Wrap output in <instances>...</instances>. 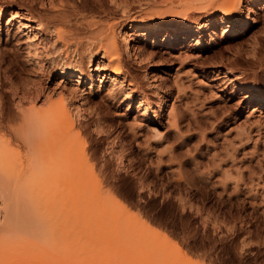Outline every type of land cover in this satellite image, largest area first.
Here are the masks:
<instances>
[{
  "label": "rangeland",
  "instance_id": "rangeland-1",
  "mask_svg": "<svg viewBox=\"0 0 264 264\" xmlns=\"http://www.w3.org/2000/svg\"><path fill=\"white\" fill-rule=\"evenodd\" d=\"M52 2L57 6V0ZM95 2L90 3L94 5L93 15L101 14L103 23L114 27L119 41L124 38L122 31L131 21L175 26L186 22L187 26L194 27L206 19L204 12L199 10L201 6L189 0ZM245 4L246 0H243L241 10ZM48 6L47 0L41 4L39 0H0L3 12L0 19V55L3 54L0 79L7 69L11 73L12 88L33 90L42 87L58 93L61 86H71L86 93L88 82L76 86L74 75L70 74L69 78L58 76L56 71L63 61L57 55L63 53L64 48L57 45V41L52 46L55 36L48 32L38 33L33 28L19 32L17 18L9 14L17 12L16 17L21 18L28 15L31 8L44 14ZM99 6H103L102 10ZM253 8L257 13L256 22L238 39V36L228 34L225 39L221 38L220 27L216 24L217 29H214L219 46L209 45L207 32H203L202 48H194L193 42L189 41L177 43L173 48L156 45L142 62L124 56L123 70L129 68L132 77L141 85L130 99L118 95L116 102L106 100L104 89L113 75L110 67L99 71V76L106 73V78L101 79V85L106 88L97 90L98 77H95L94 93L84 96L105 104L100 103L103 111L106 109L105 123L107 121L108 135H111L97 136L92 121H88L90 137L82 135L90 149L87 148L86 154L94 157L92 167L103 197L122 209V212L116 210L119 216L138 221V233H128L123 228L99 229L89 224L82 211L74 215L62 210L64 204L71 202L67 189L57 187L48 179L36 182L31 190H42L43 198L48 199L52 207L49 217L56 220L53 226L57 228V264H264V109L259 108L257 99H253L250 92L253 89L259 92L257 95H264V0L256 2ZM92 12L89 13L92 15ZM179 12H187L185 22L177 17ZM29 25L33 27L35 23ZM78 37L79 42H85L82 36ZM39 40H44L43 46L38 44ZM20 47L24 53L18 52ZM76 47L80 49L81 45L71 44L69 51ZM28 49L33 60L43 62L47 72L39 70L35 61H28L25 55ZM72 58L76 59L75 55ZM99 58L93 60L90 70L94 71ZM156 80L165 87L167 94V107L161 112L153 106L157 94L151 84ZM115 82L119 83L118 80ZM7 87H4L7 90L3 89L4 103L15 116L16 97ZM121 88L129 91L125 82ZM56 95H51V99L54 100ZM142 96L152 107L139 106L137 101ZM39 99L36 107L45 96ZM72 101L76 104L78 100ZM23 105L25 108L30 106L27 102ZM79 120L83 121L81 118L74 120L76 125ZM121 143L126 147L128 166L110 152ZM26 193L22 184L3 182L0 185V246L15 241L13 232L8 230L13 213L20 216L22 210L30 218L38 212L31 205L25 207L26 212L21 209L25 205L18 206ZM11 201L16 207L12 214L9 213ZM33 219L35 223L30 222L36 224V228L31 225L28 229L35 232L36 238L31 237L30 232L26 237L36 245L34 252L38 256L48 255L50 241L42 224L37 228L40 222L36 215ZM113 221L118 220L114 218ZM124 243L129 254L125 258L121 251ZM114 247H117V253L114 259L108 260L107 255H113ZM9 250L13 251V247Z\"/></svg>",
  "mask_w": 264,
  "mask_h": 264
},
{
  "label": "bare ground",
  "instance_id": "bare-ground-1",
  "mask_svg": "<svg viewBox=\"0 0 264 264\" xmlns=\"http://www.w3.org/2000/svg\"><path fill=\"white\" fill-rule=\"evenodd\" d=\"M39 1L40 4L44 2V0ZM95 1L96 0L90 3L96 4ZM189 1L195 2L201 6L199 10L203 11L206 15L204 23L197 24L194 27L187 26L185 22L187 20V12L177 13V17L185 22H182L183 24L180 26L157 25L153 21L143 23L131 21L126 29L122 31V36L124 37L122 41L116 38L113 26L103 23L100 16L101 14L93 15L94 13L92 11L94 5H91L85 0H81L80 2L77 0H57V6H53L52 0H47L49 4L47 12L45 10L44 14H41L38 13L39 11L35 12V10L31 8L28 15L21 18L16 17L15 14L17 12L9 13L12 18H17L15 21L17 31L19 32L33 28V30L38 31V33L48 32L49 35L53 34L55 40L52 46H54L53 44L57 41V45L61 44L62 48H64L63 53L57 51V54L59 53L57 58L63 61L61 68L56 71L58 76L63 78L72 74L74 75L72 78H75L74 84H76V86H82L83 83L88 82V90L85 93L84 90H76V87L71 88L70 86V88H65V86H61V89L59 88L60 91L55 93L52 90L48 92L42 87L33 90L18 89L16 86L12 88L11 73H9V71L7 72V69L4 70V77H1L3 78L2 80L0 79V185L5 182V184L18 183L24 186L27 193L23 197L24 203L22 202L21 204V202H18L20 203L18 206L25 205L21 208L25 211V207L31 205L38 211L35 214L38 223L40 222V225L37 224V228H41V224L44 227L45 235L50 241V254L38 256V254L34 252L36 245L26 236L30 233L31 237L36 236L33 230H31V232L29 231L31 228H36V224H33L35 223L33 219L35 215L30 217L31 220L28 217L29 214L25 213L26 215H24L21 210L20 216L17 215L21 218L19 219L16 214L12 212L16 210V207L11 201L12 206L10 205L11 211L9 210V213L12 212L13 216L11 217L8 213L11 217L9 218L11 221H9L10 229L8 230L13 232L15 241L10 244H5V246H0V264H9L17 261H21L24 264H57V240L55 238L57 228L53 226L56 220H54L52 216L49 217L50 215L48 214L52 213V207H50L48 199L43 198V194H41L42 190L41 192L39 190L34 192L31 190L34 183L43 182L47 179L56 183L57 187L61 186L62 189H67L69 192L68 194H70L69 198L71 202L64 204L62 210L73 214L82 211L87 221L89 220V224H94L99 229L112 227L114 230H117V228H123L128 233H138V221H132L128 217L124 218L122 215L119 216L116 210L120 209L119 211H121L122 209L116 207L112 200L103 197L97 177L94 174L95 170L93 171L92 167L94 165L92 162L94 157L90 158L87 156L88 152L86 154L88 147L84 138L86 135H90V131L88 132V121H92L96 135H111H108L109 128L106 127L107 121L105 123L107 118L105 117L104 111L106 109L103 111L102 108L105 104L100 102L103 103L102 105L99 101L95 102L94 98L88 95L94 93L93 79H95V77H98V79H96L98 83L97 90L106 88L104 85H101V79L106 78L104 76L106 73H101L102 76H99V71L103 72L105 68L110 67V74L113 76L109 77L111 82L107 88L104 89L106 90V100L109 99L116 102L118 100V95H123V98H132L133 93L139 90V83L136 81L137 79L132 77L129 68L123 70L125 67L124 56L127 59L132 57L134 60H137V62H142L148 54L152 52L150 51L152 47L156 45L173 48L177 43L183 44V42L187 43L189 41L193 42L194 48H202L204 45L203 32H207L209 45L219 46L217 32L215 30L217 28L214 27L216 24L220 27L221 38H224L225 35L228 34L233 37L238 36L236 37L238 39L241 37L239 35L248 31L256 22L255 15L257 13L253 6H255L256 2L263 0H246L245 7L242 10L240 7L242 6L243 0ZM102 8L103 6H99V9L102 10ZM87 12H92V15L90 13L87 14ZM34 13L37 14L35 17ZM102 13H104V11H102ZM2 15L3 12L2 9H0V19ZM217 15L218 18L215 19ZM29 23H35V26L32 27ZM78 36H82L85 42H79V40H77ZM27 38L29 39L31 37L27 35ZM29 41H31V39ZM39 41L38 44H42L43 46L44 40H41L40 43ZM69 44H74V46L81 45V47L80 49L76 47L70 52ZM34 45L35 44L32 46L34 47ZM17 50L19 53L21 51L24 53L22 48ZM32 52H34V50ZM47 52H49V50ZM258 54H260V51ZM25 55L28 61H35L33 60V54L30 49L26 51ZM72 55H75L76 59H73ZM97 58H99V60L96 63L94 71L90 70L89 67H91V63ZM261 58L262 56H260L258 60L260 61ZM1 59H3V54L0 55V62L2 61ZM25 61V63H29L27 60ZM42 63L41 60L35 61V64L39 65V70L47 72V69ZM57 66H59V64ZM93 72H95L96 75H93ZM117 80L119 81L118 84L115 82ZM59 81L64 82L61 81V79ZM124 82L129 86V91H125L121 88ZM159 82H157V80L153 81L151 86L157 94V100L153 106L156 111L161 112L167 107L165 102L167 94L164 90L165 87ZM5 86H8L9 89H11V95L16 97L17 102H14V104H16L17 113L15 116H12L13 113H11V111L9 112V109L5 105L6 103H4V97L6 95L3 89H5ZM250 92L252 94L251 97L257 99L259 108L264 109V95H257L259 92L253 89ZM53 94H57L54 100L51 99V95ZM84 94L88 95L84 96ZM43 96H45V99L39 107H36L37 105H35V103L38 100L40 101L41 99L39 98ZM73 99L78 100L76 104H73ZM25 102L29 103L30 106L27 108L23 107ZM137 102L139 106H143L142 108L148 109L151 106V103L148 102L144 96ZM74 118H81L83 121L79 120L78 125H76L77 123L75 124L74 122L76 119ZM83 134L85 136H83L84 138L82 137ZM117 134L120 133L118 132ZM115 138L117 139V137ZM117 145L118 147H113L110 152L121 163H126L125 160L129 161V159H127L128 154L125 153L126 150H124L126 147H123V143ZM129 162L126 163V166H128ZM102 166H104L103 163ZM102 166H100L101 169ZM104 168L106 167L104 166ZM87 189H89V191H87ZM15 200H18V198H15ZM44 211L45 214L43 213ZM21 214L23 215V220ZM114 218L118 221L114 222ZM30 221L34 222L32 223ZM120 222L121 224H119ZM31 225L34 226L32 227ZM139 241L140 240H138V243ZM125 246H127L126 243L121 247L123 258L129 256L125 250ZM10 247H13V251L9 250ZM107 247H110V245H107ZM128 247L127 250L130 252ZM116 248L117 247L113 248V255H107L109 258L108 260L114 259L117 253ZM110 249L112 248L110 247ZM139 249L141 250V248ZM138 254L141 256V251H139ZM174 263L175 262H170V264Z\"/></svg>",
  "mask_w": 264,
  "mask_h": 264
}]
</instances>
